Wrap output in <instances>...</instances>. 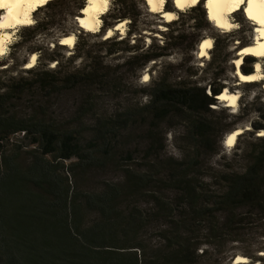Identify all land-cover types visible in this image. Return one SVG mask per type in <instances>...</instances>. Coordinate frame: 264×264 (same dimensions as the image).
<instances>
[{"label": "trees", "instance_id": "obj_1", "mask_svg": "<svg viewBox=\"0 0 264 264\" xmlns=\"http://www.w3.org/2000/svg\"><path fill=\"white\" fill-rule=\"evenodd\" d=\"M30 71L0 83V264L224 261L254 221L264 230V137L242 173L212 164L227 130L208 120L202 90L163 80L148 104H119L127 91L96 59L91 71ZM72 93L64 116L58 102ZM172 120L181 159L164 155Z\"/></svg>", "mask_w": 264, "mask_h": 264}, {"label": "clouds", "instance_id": "obj_2", "mask_svg": "<svg viewBox=\"0 0 264 264\" xmlns=\"http://www.w3.org/2000/svg\"><path fill=\"white\" fill-rule=\"evenodd\" d=\"M96 58L129 67L135 89L168 79L202 90L233 125L220 141L226 154L244 133L264 137L253 127L264 125V0H0V83L61 65L91 71ZM167 140L180 158L171 132ZM254 256L264 249L234 245L223 264H255Z\"/></svg>", "mask_w": 264, "mask_h": 264}, {"label": "rangeland", "instance_id": "obj_3", "mask_svg": "<svg viewBox=\"0 0 264 264\" xmlns=\"http://www.w3.org/2000/svg\"><path fill=\"white\" fill-rule=\"evenodd\" d=\"M223 47V41H218L217 48ZM248 59V58H246ZM97 61H100L99 58H96ZM58 68H61L62 70H65L66 72L73 73L69 71L68 66L61 65ZM112 70L116 71V74L118 75V78L122 82L123 89L127 91V95L122 96L119 100V104L123 103V101L126 100L132 105H141L139 103V98L141 95L146 94L148 95V89H135L131 87L128 84V74L130 71L129 67H118V68H111ZM33 76L31 75L29 78L25 79H32ZM166 83L170 85H178L175 82H172L168 79H165ZM77 93L68 94L67 96L62 97L59 100V108L58 111H61V113L64 114V116H70L74 111V100L76 99ZM212 112L210 113L208 120L213 122H221L225 125V129L227 131H230L233 127L232 124H229L226 121L225 116L222 113L214 112L213 109L210 107ZM222 133V138L225 132ZM165 134L164 136V143H165V151L164 155L166 157H173L175 159H181L183 156L182 148L185 146V140H184V128L183 126L178 123V121H170L169 128L164 129ZM171 132L172 133V140L171 144L172 146L180 153V158H176L175 156L171 155V150L168 148L169 141L167 140V134ZM259 137L252 138V133L243 134L242 136H239L238 142L236 147H234L231 150V154H226L224 148L222 147L223 151H221L218 155H215L211 157L210 161L212 164L216 165V167L224 164L229 163L233 171L242 173L247 165V157L249 154H252L253 152L259 150L260 148V142L258 141ZM25 144H28L25 142ZM222 146V145H221ZM125 147L131 149L133 148V141L131 139H128L125 143ZM110 175H104L100 174L97 176V180H104L107 179ZM209 180V179H208ZM210 181V180H209ZM94 184L91 182H88V187L93 186ZM244 211V210H241ZM252 219H255V217H251ZM255 223L251 226V229L248 231V234L244 237H242V242H236V243H227L224 247L225 254L222 255L223 257L226 256V253L231 249L234 245H240L243 247L244 251L246 252H255L258 249H264V238L261 236L264 234L263 226L261 222L254 221ZM156 241H152V244H155ZM206 246H201L200 249L197 251L198 254H201L203 250H205ZM211 249H209L210 251ZM221 255L219 256H213L211 259L208 258H200L198 264H223V261L221 260ZM253 260L255 264H264V257L263 256H254Z\"/></svg>", "mask_w": 264, "mask_h": 264}, {"label": "bare ground", "instance_id": "obj_4", "mask_svg": "<svg viewBox=\"0 0 264 264\" xmlns=\"http://www.w3.org/2000/svg\"><path fill=\"white\" fill-rule=\"evenodd\" d=\"M238 138V137H237ZM235 147V146H234ZM264 257V256H263Z\"/></svg>", "mask_w": 264, "mask_h": 264}]
</instances>
